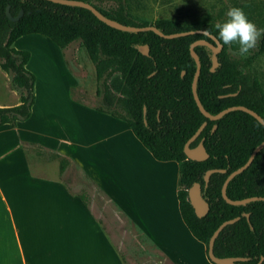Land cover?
I'll use <instances>...</instances> for the list:
<instances>
[{
  "label": "trees",
  "instance_id": "trees-1",
  "mask_svg": "<svg viewBox=\"0 0 264 264\" xmlns=\"http://www.w3.org/2000/svg\"><path fill=\"white\" fill-rule=\"evenodd\" d=\"M84 1L124 24L155 25L164 33L204 30L216 37L212 27L215 21L150 20L133 14L127 0ZM7 5L13 16L23 11L22 16L11 20ZM30 34L46 36L62 49L79 41L94 64L100 83L97 93L101 103L96 109L126 121L156 159L178 162L181 215L191 233L205 244L207 255L210 238L219 225L239 217L216 238L215 254L246 257L236 264L260 261L264 264V200L236 205L228 203L222 195L229 173L242 166L264 140V124L241 109L231 110L217 120L209 119L199 109L192 88L197 64L190 46L199 39L215 43L209 35L197 31L165 38L153 30L133 32L114 28L81 6L50 0H0V67L11 74L20 94L17 105H0V126L15 127L32 115L37 77L27 68L31 52L14 46L16 40ZM140 45L148 46V55L139 50ZM222 45L214 71L212 49L208 45L195 46L201 60L197 93L203 106L216 114L230 106L245 105L264 118V85L252 72L250 59H238L230 53L229 45ZM257 47V53L263 54L264 38ZM205 121L206 126L190 146L203 141L209 157L190 159L184 151L185 144ZM52 155L60 159L63 172L67 158L57 152ZM212 168L225 172H213L206 184V171ZM195 182L201 183L202 195L210 205L202 217L196 214L189 199V188ZM227 195L232 199L264 196V148L245 170L232 178Z\"/></svg>",
  "mask_w": 264,
  "mask_h": 264
},
{
  "label": "crops",
  "instance_id": "crops-1",
  "mask_svg": "<svg viewBox=\"0 0 264 264\" xmlns=\"http://www.w3.org/2000/svg\"><path fill=\"white\" fill-rule=\"evenodd\" d=\"M59 109L36 98L28 119L0 126V264H214L182 218L178 162L156 159L122 119L98 111L112 120L77 132V107ZM44 151L66 157L65 170ZM73 164L125 215L136 261L122 220L62 179Z\"/></svg>",
  "mask_w": 264,
  "mask_h": 264
},
{
  "label": "rangeland",
  "instance_id": "rangeland-1",
  "mask_svg": "<svg viewBox=\"0 0 264 264\" xmlns=\"http://www.w3.org/2000/svg\"><path fill=\"white\" fill-rule=\"evenodd\" d=\"M127 4L129 10L139 17L150 20L169 18L183 23L199 20L217 22L225 18L229 7L236 6L242 8L257 27H264V0H127ZM14 46L31 52L27 68L37 77L35 91L38 108L63 109L69 105L76 106L77 132L89 131V128L95 126L98 121L112 120L110 115L97 113L96 106L101 103V96L97 93L100 83L97 80L95 66L79 41H74L62 49L46 36L30 34L20 37ZM257 48L256 46L251 49L250 54L242 59L237 54L238 45L235 43L229 45L232 56L243 61L250 59L252 72L264 85V53L258 54ZM19 97L20 94L12 83L11 74L0 67L1 105H17L15 103ZM29 147L38 150L36 146ZM43 154L46 158L52 159L51 152L44 151ZM166 176L167 186L172 178ZM62 179L69 183L77 195L82 194L89 202H95L103 215L106 210L110 221L122 220L119 227L125 231L126 257L129 261L133 259L136 261V249L134 252L131 251L136 244L132 242L136 240V232L120 209L102 194L96 184L90 181L78 166L73 164L69 167V171L62 176ZM96 206H93V211L97 213L99 210Z\"/></svg>",
  "mask_w": 264,
  "mask_h": 264
},
{
  "label": "water",
  "instance_id": "water-1",
  "mask_svg": "<svg viewBox=\"0 0 264 264\" xmlns=\"http://www.w3.org/2000/svg\"><path fill=\"white\" fill-rule=\"evenodd\" d=\"M50 1H53L56 3H61V4L85 7L87 9L91 10L100 20H102L103 22H105L109 26H112V27L120 29V30L133 31V32L153 30L154 32H156L157 34H159L160 36L165 37V38H174V37H178V36H184V35L195 33L197 31H201V32L205 33L204 30H189V31L176 32V33H164L159 28H157L155 25L135 26V25L124 24L118 20H115V19H112V18L106 16L94 4H92L90 2H86L84 0H50ZM6 11H7L8 17L14 21L18 20L23 14V11H21L18 16H13L11 11H10V5H7ZM207 35H209L215 41V43H212V42L207 41L205 39H199V40L194 41L190 46L191 55L195 58L196 64H197L192 88H193L194 97H195V100L197 102L199 109L201 110V112L206 117H208L211 120H217L231 110L241 109V110L247 111L248 113L252 114L262 124H264V118L259 113H257L255 110H253V109H251L245 105L230 106L228 108H225V109L219 111L216 114L210 113L203 106V104H202V102L198 96V93H197V80H198L199 74L201 72V60H200L198 53L195 51V46H197V45H208L212 49V51H213V55H212L213 64H212V68H211L212 71H214L219 64L217 55H218V53H220V51L222 50V47H223L222 43L214 35L210 34L209 32H207ZM139 50L143 54H146V55L149 54V48L147 45H140ZM182 73L184 74V71ZM206 124H207L206 121L203 122L202 125L198 128V130L191 136V138L185 144L184 151H185L187 157L190 159L205 160L209 157V153L206 150V147H205L203 141H200L198 143V145H196L194 147L190 146L191 142L194 141L200 135V133L202 132V130L204 129ZM262 148H264V140L255 147V149L253 150L249 159L242 166H240L239 168L230 172L229 175L227 176V178L225 179L223 187H222V195L228 203L238 205V204H245V203H248V202L254 201V200H264V196H251V197H246L243 199H232L227 195V186H228L229 182L232 180L233 177H235L238 173L245 170L251 164V162L253 161L257 152L259 150H261ZM216 171L225 172V169L212 168V169L207 170L205 177H204L206 184L209 182L211 174L213 172H216ZM189 199H190L191 204L193 205V207L195 209L196 214L199 217H202L205 214H207V212L209 211L210 205H209V202L202 195V187H201L200 182H195L189 188ZM238 218L239 217H235L232 219L225 220L224 222H222L219 225V227L214 231L213 235L211 236L210 241H209V246H208V256H209V259L212 262H214L215 264H236L237 261L246 259V257H242V256L220 257V256H217L214 252L215 240L219 236L220 232L227 225L234 223ZM258 264H261V261Z\"/></svg>",
  "mask_w": 264,
  "mask_h": 264
},
{
  "label": "clouds",
  "instance_id": "clouds-1",
  "mask_svg": "<svg viewBox=\"0 0 264 264\" xmlns=\"http://www.w3.org/2000/svg\"><path fill=\"white\" fill-rule=\"evenodd\" d=\"M212 27L222 44L238 45L237 54L242 59L250 54V50L257 46L260 39L264 38V28L257 27L243 9L236 6L229 7L225 18L215 22Z\"/></svg>",
  "mask_w": 264,
  "mask_h": 264
}]
</instances>
